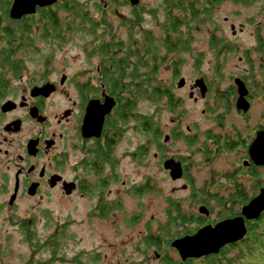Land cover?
Returning a JSON list of instances; mask_svg holds the SVG:
<instances>
[{"label":"flooded vegetation","instance_id":"1","mask_svg":"<svg viewBox=\"0 0 264 264\" xmlns=\"http://www.w3.org/2000/svg\"><path fill=\"white\" fill-rule=\"evenodd\" d=\"M14 1L0 0V224L20 226L30 235L43 215L50 217L52 257L44 264L56 262L60 241H53L74 224L71 213L80 217V225L89 218L113 224L117 217L122 236L129 229L142 228V241L132 248L139 252L140 245L151 248L153 259L163 260L162 264H202L205 257L181 260L171 243L204 226L240 216V209L264 190V165H256L248 151L264 130V57L253 61L246 54L242 72L227 76L220 62L213 61V75H202L197 80L201 85L195 81L187 93L194 106H200L199 119L186 122L183 129L187 109L177 113L182 99L169 91L170 103L164 99L172 117L162 126L154 112L137 110L139 97L154 99L150 76L141 83L146 85L145 92L138 93V86H123L119 72L105 66L101 57L88 76L78 73L77 81L66 74L53 77L52 54L59 48L60 37L58 15L73 16L75 0H31L18 18L11 16ZM96 2L95 12L83 15L98 22L89 25L92 31L98 27L106 34L108 16L126 18L117 6L130 7L132 26L143 16L152 18L154 26L156 13H143L141 0L135 5L130 0ZM140 32L141 44L133 58L138 64L146 58L153 66L152 30ZM211 41L214 44L215 39ZM179 45L169 42L167 49L175 52ZM101 47L108 48L85 46L93 48L86 51L94 55ZM224 47L221 42L219 48ZM178 63L171 65L173 74L182 65ZM239 90L245 111L236 108ZM176 145L179 148L174 150ZM167 161L179 165L177 179L165 167ZM159 180L167 184L159 186ZM162 192L187 195H166L165 218L153 214L146 220L140 200L146 199L153 208L154 201L148 197ZM252 222H245L247 228ZM177 229L180 232L175 233ZM29 241L33 253L45 249L42 245L47 242ZM164 245L174 258L158 253ZM88 256L87 263L77 259L72 263H107L108 253L97 248ZM26 264H37L33 254Z\"/></svg>","mask_w":264,"mask_h":264},{"label":"rangeland","instance_id":"2","mask_svg":"<svg viewBox=\"0 0 264 264\" xmlns=\"http://www.w3.org/2000/svg\"><path fill=\"white\" fill-rule=\"evenodd\" d=\"M75 1L80 4H73V16H65L62 13L58 15L60 37L59 48L52 54L55 62L53 77L66 74L77 81L78 73L82 74L83 72L86 75L92 67L98 65L101 57L105 60V66L119 72L123 78V86H140L138 93L146 90V85H141V83L150 76L149 85L154 93V99L147 101V98L139 97L137 110L140 109L146 113L154 112L155 119L160 120L162 126L165 123H170L169 119L172 114L168 112L170 107L166 104V100L164 98L160 99L156 94L169 90L182 99L180 105L177 106V108L179 107L177 113L187 109L182 123V128L185 129L184 125L187 123L193 124L194 120L199 119L200 109V106H194L192 101L188 99L189 86L202 79V75H213L212 72H215L213 61L218 60L220 62L221 71L227 76L228 73L242 72L243 67H246V64H244L246 54L253 61L264 57V49L263 52L259 51V43L264 44V0H243L242 2L224 0L211 10L208 9L207 13H204L202 18L195 22L191 18L189 20L183 19L179 28L170 34L163 33V26L166 24L163 16V11L167 6L166 0H141L144 6L141 8L143 13H156L154 26L152 18L146 16H143L141 22H135V25L132 26L130 7L117 6L115 9L119 14L125 15L126 18L118 19L108 16L106 19V34H102L98 27L94 31L89 27L91 24H98L94 19L95 17H89L91 20L83 17L88 11L95 12L98 5L96 0ZM84 5H86V10L83 8ZM74 6L79 8H74ZM174 15L176 17H186L185 14L179 12L174 13ZM81 18H84L86 22ZM67 28L72 30L71 34L60 31V29ZM141 29L152 30L149 36L153 40L154 47L155 63L153 66L147 64L146 58L142 59V64H138L132 55L137 50L136 47L141 44L143 35L140 32ZM212 38L215 39L214 44L210 43ZM169 42L170 44L180 43L179 47L181 49L169 52L167 49ZM221 42L225 46L223 49L219 48ZM88 45H101L108 48L106 50L101 47V52L94 55V53H89L94 51L93 48H85ZM215 49L218 50L217 55ZM47 55L48 53L44 51L43 57ZM88 56H91V59ZM121 61L125 64H121ZM178 61H181L182 65L179 67L177 74H173L171 65L179 64ZM134 68H137L136 76H133ZM194 77L198 78L193 81ZM95 84L99 85L98 81ZM54 98L61 100L58 95ZM124 148L122 147V149ZM172 148L176 150L179 146H172ZM139 172L141 173V170ZM163 184H167V182L159 180V186ZM166 195L185 197L187 193H155L153 197H148L154 201L153 208L147 206L146 199L140 200V212L146 220L153 214L161 219L165 218L163 213L166 205ZM79 218H75V215L71 213L70 219L74 220V224L68 225L65 232L60 233L53 241H60V245L56 252V262L54 261L51 264H71L73 259L87 263L90 257L88 252L96 248L99 251L108 253L106 264L109 262L115 264H162L163 260L155 261L153 259L151 248L147 250L140 245L141 252L132 248L142 241V235L140 234L142 228L129 229L122 236L119 233V220L117 217L113 224L108 220L100 221L96 218H89L86 219L83 225L79 224ZM50 222V217L43 215L42 221L33 226L30 235L27 229L20 226L13 227L12 225L0 224V264H26L32 254L36 263L51 260L50 248H42L33 253L28 246L29 240L42 243L50 239L54 228V225H51ZM174 232L178 233L180 230L177 229ZM160 239H163V235ZM165 247L166 245L158 253H164L174 258V252L169 251L170 248L166 252ZM238 254V250L233 249L223 255L229 260H222L218 256L215 259L211 258L215 256H209V259L214 264H247L252 262L246 258L237 259ZM262 254L264 261V251H262ZM207 260L204 259L203 261Z\"/></svg>","mask_w":264,"mask_h":264},{"label":"water","instance_id":"3","mask_svg":"<svg viewBox=\"0 0 264 264\" xmlns=\"http://www.w3.org/2000/svg\"><path fill=\"white\" fill-rule=\"evenodd\" d=\"M30 1L15 0L11 16L18 18L24 14L20 11ZM130 1L133 5L138 2V0ZM196 84L201 85V81H197ZM239 94L236 108L245 111L246 106H244L241 90H239ZM248 151L251 160L256 165H264V130L257 134ZM173 164V161H167L165 167L170 169L172 179H177L180 175L179 165L172 166ZM262 214H264V190H261L240 209V216L221 221L214 226H204L192 236L173 241L171 247L177 251L181 260L218 255L223 247L242 241L247 235L245 222L257 221Z\"/></svg>","mask_w":264,"mask_h":264},{"label":"trees","instance_id":"4","mask_svg":"<svg viewBox=\"0 0 264 264\" xmlns=\"http://www.w3.org/2000/svg\"><path fill=\"white\" fill-rule=\"evenodd\" d=\"M207 1L209 0H166L167 6L163 11L164 13L163 16L166 20V24L163 26V33L170 34L175 32V30L179 28L180 23L182 22L183 19L189 20L191 18L192 21L194 22L199 20L200 18H202L204 13H207L208 9L211 10V8L223 2L224 0H210L209 2ZM233 1L242 2L243 0H233ZM176 12L185 14V16L188 18L176 17L174 15V13ZM210 43H212L211 40ZM220 45L221 44H219V47ZM259 46H260L259 51L263 52L264 44L259 43ZM121 64H125V62L121 61ZM138 91H140V86L138 87ZM143 92H145V90ZM168 92L169 90L162 91L159 92V94H156V96L159 97L160 99L166 97L168 102L170 103ZM247 229H248V233L245 236V238L242 241L233 244L229 250H222L219 253V255H217L218 258L220 257L222 258V260H229L225 258L223 255L233 249H236L239 252L237 259L246 258L252 261L247 264H253L254 262L255 264H264L263 256H262L263 255L262 251H264V214H262L260 216V219H258L257 221L248 223ZM42 247L50 248L51 241L48 240L44 245H42ZM217 256L211 258L215 259ZM209 258H210L209 256L205 257V259L208 260L204 261L203 264H214V262L211 261ZM42 263L43 261L37 262V264H42Z\"/></svg>","mask_w":264,"mask_h":264}]
</instances>
